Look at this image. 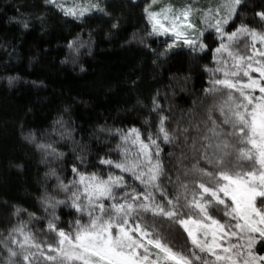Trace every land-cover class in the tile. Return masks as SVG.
<instances>
[{"label": "snow or ice", "instance_id": "snow-or-ice-1", "mask_svg": "<svg viewBox=\"0 0 264 264\" xmlns=\"http://www.w3.org/2000/svg\"><path fill=\"white\" fill-rule=\"evenodd\" d=\"M156 2L149 0L143 12L151 26L148 34L167 37L157 59L185 51L200 58L211 54L213 66L205 65L211 87L205 92L221 97V102L207 113L206 130L196 142L198 161L211 167V171L200 168L207 179L194 178L191 191L182 185L183 195L170 196L165 190L161 145L173 143L180 133L170 130V118L157 94L152 98L154 121L146 120L142 127L107 129L118 141L116 158L111 154L99 157L100 171H82L73 163L69 180L55 168L49 169L45 175L55 178L57 194L45 189L40 199L46 227L59 240L46 247L36 243L27 224L18 221L2 241L8 264L18 260L33 264L37 252L46 264H264V254L255 250L257 242L264 244V5L250 21L236 23L247 7L246 0H223L204 8L197 7L195 0L178 8L169 2L153 9ZM45 3L77 21L95 12L108 14L98 0ZM82 43L79 38L70 41V55L78 53ZM57 123L63 128L61 139L70 137V129ZM188 135L185 130V142ZM24 138L36 142L35 132ZM36 147L45 156L59 159L65 155L54 143L40 142ZM229 149L235 150L237 160L251 161L247 171L236 170ZM78 159L85 163L83 155ZM62 205L79 214L67 231L58 215ZM148 214L153 217L151 224L144 220ZM157 224L167 225L169 232L182 228L191 242L187 254L165 243ZM204 254L214 260L205 259Z\"/></svg>", "mask_w": 264, "mask_h": 264}, {"label": "trees", "instance_id": "trees-1", "mask_svg": "<svg viewBox=\"0 0 264 264\" xmlns=\"http://www.w3.org/2000/svg\"><path fill=\"white\" fill-rule=\"evenodd\" d=\"M98 2L108 14L95 12L77 21L45 0H0V264H8L2 241L11 231L4 219L11 217L13 225L25 222L35 241L45 247L54 243L56 233L46 227L40 199L45 189L57 194L55 178L45 175L49 169L69 180L73 163L82 171H99V157L116 158L118 141L107 129L154 121L152 98L157 94L170 118V130L180 133L173 143L161 146L162 162L170 174L164 180L167 188L173 196L183 195L182 185L191 191L194 178L202 175L200 168L211 171L198 161L196 143L213 106L214 95L205 92L210 87L205 65L213 66L211 54L200 58L185 51L157 59L167 37L148 34L151 26L143 9L149 0ZM164 3L167 0H157L152 7ZM246 3L236 23L250 21L264 0ZM77 38L83 43L78 53L70 55L68 44ZM57 121L70 129V137L61 139L63 128ZM30 131L36 142L24 138ZM40 142L54 143L64 157L45 156L36 147ZM230 152L233 165L235 154ZM82 155L84 164L78 159ZM58 215L62 223L72 211L62 205ZM144 220L153 218L148 214ZM160 230L180 242L186 237L181 229L169 232L167 225H160ZM256 249L263 253L264 244L258 242ZM33 264L46 262L36 253Z\"/></svg>", "mask_w": 264, "mask_h": 264}, {"label": "rangeland", "instance_id": "rangeland-1", "mask_svg": "<svg viewBox=\"0 0 264 264\" xmlns=\"http://www.w3.org/2000/svg\"><path fill=\"white\" fill-rule=\"evenodd\" d=\"M169 2L175 4V5L177 6V8H178L181 4L188 3L186 0H167V3H169ZM167 3H164V4H167ZM218 3H223V0H198V3H196V5H197L198 7H200V8H204V7H206V6H211V5H215V4H218ZM193 19L195 20L196 17H193ZM250 54H251V53H250ZM208 75H209V73H208ZM253 75L256 76V77H259L260 74L254 72ZM209 82H210V81H209ZM210 87H211V85H210ZM210 94L212 95V93H210ZM213 95H214V94H213ZM255 95H257V96L260 95L258 89L255 90ZM212 101H213V103H212L211 105H213V106H212V108H213L214 106L218 105V104L221 102V97H219V96H217V95H214ZM217 114H218V113H217ZM161 146H162V145H161ZM230 150H232V151L234 152V154H235V158H234L235 163L233 164V166L236 167V170H237V171H247V170H248V167H249L250 164H251V161H247V160H243V159L237 160V153H235V150H234V149H229V151H230ZM161 159H162V158H161ZM163 168H164V165H163ZM100 170H101V169H99V171H100ZM104 170L107 171V166H104ZM169 176H170L169 171H167L166 168H164V176H163V178H162V183H163V185H164L165 190L167 191V193H168L170 196H173V194H172V193L170 192V190L167 188L168 185H167V184L165 183V181H164L165 178L168 179ZM197 178H198V179H207V177H204L203 175H200V176H198ZM72 179H73V178H72ZM129 183H131V184H137V185H138V182L133 181V180H130ZM192 184H193V183H192ZM169 188H170V187H169ZM182 193H183V192H182ZM157 198L159 199V197H157ZM185 210H186V209H185ZM71 211H72V216L69 217V218H67V219H65V220L61 223V226L65 227L66 231L69 230V229L71 228V222H72L74 219L79 218V214H76L73 210H71ZM220 215L223 216V213H220ZM150 217L153 218V217L151 216V214H150ZM83 219H84V221L86 222V221H87V216L84 215ZM225 219H228V218L225 217ZM3 222H4L5 226H7L8 229H10V228L12 229V228L15 226V224L13 225L14 220H12L11 217H10V218H7V219H4ZM146 222L149 223V224H151V223H152V220H150V221L147 220ZM155 228H156V230H158V231L161 232V234H162V236H163V238H164V242H165V243H168L170 246H172V247L174 248L175 251H177V252H181V251H183L185 254H187V252H188L189 249L191 248V242H190V240L187 239V237H185V239H183V240L180 242V239L178 240V239H174V238H172V237L167 236L165 230H160V225H159V224L155 225ZM181 230L183 231L182 228H181ZM150 231H151V229H150ZM183 233H185V232L183 231ZM185 234H186V233H185ZM58 240H59V237H58L57 234H56V238H55V241H54L53 244L55 245V244L58 242ZM233 240L235 241V238H233ZM225 242H226V241H225ZM36 243L41 244V243L38 242V241H36ZM145 243H146V241H145ZM240 243H243V240H241ZM257 244H258V242H257ZM257 244L255 245V250H256V251H257V249H256ZM150 249H151L152 251H157V250L154 248V246H150ZM257 252H258V251H257ZM37 253H39V252H37ZM261 254H264V252L261 253ZM204 258H205V259L214 260V257H211L210 254H204ZM77 264H79V262H77Z\"/></svg>", "mask_w": 264, "mask_h": 264}]
</instances>
